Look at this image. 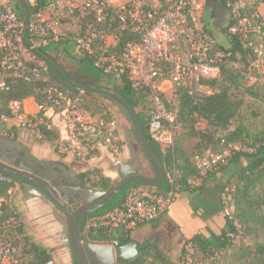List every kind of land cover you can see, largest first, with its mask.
<instances>
[{"label": "built area", "instance_id": "1", "mask_svg": "<svg viewBox=\"0 0 264 264\" xmlns=\"http://www.w3.org/2000/svg\"><path fill=\"white\" fill-rule=\"evenodd\" d=\"M231 15L228 32L238 36L247 50V63L240 70L242 79L253 87L264 82V18L259 7L253 9L243 0H225ZM209 0H154L149 7L142 0H51L49 14L37 12L29 25L31 47L47 48L72 39L81 57L92 61L94 68L106 76L127 81L134 90L145 91L149 103L144 114L151 140L163 154L175 152L180 131L178 116L172 102L178 88L192 95H213L210 83L222 76V65L232 56L220 50L219 41L209 31L204 21ZM262 5V3L260 4ZM230 21V22H231ZM76 25L78 32L72 37L64 27ZM21 21L16 5H0V94L8 90L7 78L26 82L42 80L45 65L35 60L22 46ZM123 33L133 36L123 51L117 44ZM32 57L31 58H28ZM39 96L37 112L27 114L21 102H12L10 116L1 117L14 128L33 132L44 140L42 129L56 132L54 144L61 156L86 162L108 140H119L116 121L96 117L86 107L87 96L80 92L74 96L54 85L36 89ZM175 105V104H174ZM52 112L49 117L48 113ZM54 119H57L58 124ZM107 127L110 129L107 130ZM242 152H252L240 144H230L223 152L208 151L196 154L192 163L197 171L193 179L197 185L212 174L227 167L231 158ZM179 171L174 166L166 175V192L141 185L131 188L124 202L105 215L91 217L87 231L104 230L109 236L118 230L133 232L142 224L150 223L164 215L174 203L180 190ZM0 182L12 183L13 179L0 172ZM235 187L226 184L222 198L226 216L234 213ZM3 199L0 197V216ZM241 234L239 224L234 223ZM231 240L234 234H228ZM112 247L118 242L101 243ZM183 264H217L220 253L208 263L194 262V245H184ZM0 264H29L21 248L11 239L0 235ZM45 264H57L50 259Z\"/></svg>", "mask_w": 264, "mask_h": 264}, {"label": "trees", "instance_id": "2", "mask_svg": "<svg viewBox=\"0 0 264 264\" xmlns=\"http://www.w3.org/2000/svg\"><path fill=\"white\" fill-rule=\"evenodd\" d=\"M50 1L47 2V0H40V4L36 8H33L29 4L32 15L34 16L37 12H40L47 7ZM210 2L214 3L215 8L221 5L227 8L225 0H209V3ZM261 3L264 5V0H255L253 9L258 8ZM16 8L21 21L25 24V17L21 15L22 8L18 2L16 3ZM215 11L216 9H213V14ZM204 21L207 26L210 25V21L208 19H204ZM230 23H232V21ZM208 29L213 34V31L210 30L209 26ZM228 29V26L223 28L227 44H219V49L231 52L232 56L225 64L222 65L221 79L210 83L211 88L214 90L213 95L197 97L190 94L188 90L183 88H178L175 92V110L177 112V122L180 126V130L183 128L187 131L188 136H193L198 139V144L196 145V150L198 152L194 155H203L208 151H211V148L215 144H222L223 146L240 144L243 147L252 150L250 153L242 152L234 155L228 164V166H237L239 164V167L233 172L230 180L228 181V184L235 187L233 193L234 213L232 215V219L227 216L228 229L220 236H213L210 239H204L197 236L193 240L187 242H191L194 245L195 263L200 262L196 259V256L198 255L199 258L203 257L205 259L202 260L201 263L210 262L212 257H215L217 253L229 250L236 240H239L246 233L257 237V234H260L261 232L264 233V129L259 132L252 133L242 124H239L235 128L231 129L238 119L240 109L243 105L242 100L234 94L235 89L239 86V77H242L240 75V71L239 73H236V71L228 66V63L239 57L241 60L245 61L246 64L248 52L242 47L239 37L231 35L228 32ZM131 39H133L131 34L123 33L119 38L117 51H123L125 45ZM27 43L31 46L29 36H27ZM37 50L40 54L48 56L46 48H39ZM80 61L89 65L96 77H103L102 73L94 68L92 61L87 57H81ZM45 68L46 69L42 72V77L47 78V81L45 82L43 79L36 80L34 82H26L12 76L7 78L8 90L0 94V118L3 116H10L9 106L12 102L18 101L22 103V101L31 96L39 102L40 98L36 93V89L44 88L50 84L52 85L54 77H57L52 69L47 66H45ZM65 74L67 78L77 86L98 85V83L76 81L67 73ZM113 89L129 100L135 109H139L138 117L141 125L149 140L152 142L155 150L160 155L165 166L166 175L174 166H176L179 171V192L198 189L191 183V181L197 176V171L184 148H176L175 145L174 155L169 153L163 154L158 145L151 140L148 133L146 115L143 110L141 111V108L149 103L147 92L134 90L125 80L120 81ZM79 93L80 92H73L70 96H74ZM84 93L86 96L90 97L94 94H101L109 98L106 93L97 90H89ZM103 119L109 122L113 118L107 119L103 117ZM198 120H204L207 123V129L201 130L197 128L196 123ZM41 133L44 137V141L52 144L56 143L58 139L56 132L42 129ZM219 133H221V135H219ZM137 138L141 147H143L138 134ZM144 154L154 166L149 155L146 152ZM243 160H245V163L242 164ZM81 178L84 185L89 186L92 190L107 191L116 185V183H113L111 178L105 177L98 169L82 173ZM18 181L19 180L17 179H13V182L10 184L0 182V197L3 199V212L0 216V235L11 239L20 246L21 251L27 258L29 264H45L50 259H53L52 253L37 242L31 241L26 236L20 216L9 205L8 192ZM141 185L142 184L137 182H130L110 203L99 211L93 213L92 217L105 215L113 209L119 207L124 202L128 191L133 187ZM155 189L158 192H166L168 190V186H159ZM10 221L15 222H13V224ZM234 223L240 225L242 230L241 234L236 231ZM130 234V231L120 229L114 235L109 236L104 230H98L89 232V238L91 241L97 243L118 242L119 246H123L132 240ZM228 234H234L235 239L231 240ZM251 254L254 257H259L261 264H264V245H257L254 253H249L248 250L241 252L239 257L241 259L244 257L247 258ZM184 255L185 253L183 251L182 260L179 259V263L173 262L168 259L156 245H151L136 259L130 261H118L117 264H183Z\"/></svg>", "mask_w": 264, "mask_h": 264}, {"label": "crops", "instance_id": "3", "mask_svg": "<svg viewBox=\"0 0 264 264\" xmlns=\"http://www.w3.org/2000/svg\"><path fill=\"white\" fill-rule=\"evenodd\" d=\"M10 1L0 0V5ZM49 1L47 0V2ZM75 1L81 3L85 0ZM28 2L33 8H36L40 4V0H28ZM263 6L260 5L259 10L264 18ZM208 9L212 13V18L218 19V23L223 28L230 24L231 15L227 8L222 5L215 8L214 3L210 2L206 6L204 19L210 17V14L207 15L209 13ZM213 9H216L214 14ZM41 11L49 14L47 7ZM64 31L75 35L78 32V27L76 25H69L64 27ZM48 48L51 49L48 50ZM46 53L67 74L68 71L65 69V65L69 64L72 60H80L81 58L72 39L47 47ZM102 79V84L105 86H110V82L119 83L115 78L111 80V78L105 76ZM22 106L27 114L37 112V102L33 96L22 101ZM48 116L51 117L52 112H49ZM54 121L58 124L57 119H54ZM0 138L17 141L26 147L38 161L75 165L73 158H62L52 143L39 139L33 132L27 129L14 128L10 123H5L1 119ZM0 145L6 146L5 142L1 139ZM109 156L110 151L103 145L97 154L90 155L87 158L86 165L81 172L84 173L98 169L105 177L114 179L115 173L118 171L114 166L115 162H111ZM232 171L233 169L229 165L220 172L212 174L198 185L196 181L192 180V185H196L195 187L198 189L178 192L174 203L164 215L153 222L142 224L137 230L131 232V238L138 242L152 240L154 242L152 245H156L161 249L168 259L179 263L181 257H179V254L188 241L193 240L197 236L204 239L220 236L228 229L226 207L222 198V192L230 180ZM8 193L9 205L20 216L26 236L31 241L36 242V240H39L37 243L46 248V245H55L62 240V227L58 222L55 223L53 212L47 204L33 196L24 199L23 194L20 193L19 184L16 183L10 188Z\"/></svg>", "mask_w": 264, "mask_h": 264}, {"label": "water", "instance_id": "4", "mask_svg": "<svg viewBox=\"0 0 264 264\" xmlns=\"http://www.w3.org/2000/svg\"><path fill=\"white\" fill-rule=\"evenodd\" d=\"M17 2L22 8L21 15L25 17V24L22 30V46L25 51L35 60L41 62L42 64L53 70L57 77H54L52 85L57 86L65 93L71 94L73 92L97 90L108 95L109 100L113 102V104H115L120 113L124 116L126 121L131 126V129L126 130L125 135V140L129 151V159L126 162L116 161L114 163V166L117 168L121 180L109 190L100 191L92 190L90 188H80V191L85 195V204L77 211L72 208L65 195L59 191V188L54 189L47 182H45L41 176H38L37 174L35 175L34 173H29L27 171L16 168L14 166V162L8 161L6 159H0V172L12 179L39 184L43 192H39L35 188L26 190L28 186L25 185L23 188L24 199L33 196L39 198L51 208L56 221L59 222L62 226L61 241L67 244V248L71 255L72 253L75 254L78 264H117L118 261L134 260L139 257L141 253L149 248L154 242L152 240L138 242L132 239L128 244L117 246L114 248L109 245L91 241L89 235L86 232L80 234L78 229V221L79 218L86 217L102 209L104 206L110 203L130 182H137L139 184L153 188L165 186L166 170L161 157L155 150L152 142L149 140L145 130L141 125L138 113L129 100L124 98L115 89L107 86L75 85L67 78L65 72L55 61H53L48 56L40 54L36 48L31 47L27 43L28 28L32 21L33 15L28 0H17ZM134 134H138L143 144L141 152H146L149 155L152 163L156 168V179H150L136 174L141 168V164H136L139 154L136 152L131 140V136H133ZM0 139L5 142V145L9 150L17 154V157L19 159L21 158L20 152L23 151L25 154V158H23V160L27 162L30 160L35 162L36 164L40 163L31 155L30 151L26 147L19 144L17 141L6 138ZM62 170L63 174H66L64 171L65 169ZM72 201L76 202L77 199L73 198ZM61 212H64L69 216L68 221L61 218Z\"/></svg>", "mask_w": 264, "mask_h": 264}, {"label": "rangeland", "instance_id": "5", "mask_svg": "<svg viewBox=\"0 0 264 264\" xmlns=\"http://www.w3.org/2000/svg\"><path fill=\"white\" fill-rule=\"evenodd\" d=\"M142 1L147 6L150 7L154 0H142ZM243 1L247 3L248 6L251 8L255 4V0H243ZM10 2L16 5L17 0H11ZM263 10H264V6H263ZM208 12L209 13H207V15L210 14V17L209 18L207 17V19H209L210 21V25H208L210 30L213 31V34L219 41V44L226 45L227 40L225 34L223 33V26L218 23V19L212 18V13L210 12V10ZM65 32L69 34L70 38L74 36L72 33L68 31ZM217 32L219 33L220 36L218 35ZM49 49L51 48H48V50ZM28 58L32 59V57L29 56ZM244 65H245V61L241 60L239 57H237L236 60H233L228 63V66L231 67L234 71H236V73H239V71L242 69ZM65 69L68 71L70 77H72V79L76 81L98 83V85L105 86L104 84H102L103 83L102 78H104L106 75L102 74L104 77L101 78L96 77V75H94L89 65H87L84 62H81L80 60L70 61L69 64L65 65ZM106 77L111 78V80H113L112 77L110 76H106ZM109 84L110 86L107 87L110 88H114L117 85L115 82L112 83L110 82ZM234 94L242 100L243 105L242 108L240 109L239 117L234 123V125L231 127V129L235 128L239 124H242L247 130H249L252 133L259 132L260 130L264 129V82L255 85L253 87H250L242 78L239 77V86L235 89ZM172 104L176 108V102L173 101ZM87 107L89 108L91 113H93V115L96 117H100V118L105 117L107 119L113 118L114 121H116V130H117L116 132L118 133L119 140L106 141L107 148L110 151L109 160L111 162H116V161L126 162L129 159V151L125 140V135H126V130L131 129L130 124L126 121V119L120 113L119 109L115 106V104H113V102H111L109 98L105 97L104 95L94 94L92 97L87 96ZM142 110L143 112L145 111V106L141 108V111ZM136 111L138 113L139 109H136ZM196 127L201 130L203 129L205 130L207 129V123L204 120H198V122L196 123ZM109 129L110 128L107 127V130ZM219 135H221V133H219ZM131 140L133 142V146L136 152L139 154L136 164L142 165V167L139 169V173L146 178L156 179L157 177L156 170L149 161V159L145 156V154L141 152L142 147L138 141L137 134L131 136ZM197 144H198V139L194 138L193 136H188L186 130L182 128L179 131L176 142V148L177 147L184 148V150L189 155L191 162L193 155L198 152L196 150ZM225 149L226 146H223L222 144L221 145L215 144L211 148L213 152H223ZM61 157L69 158L67 156H61ZM73 163L75 164V167L80 172V174H82L81 170L85 167L86 162L78 163L76 161H73ZM243 163H245V160L242 161V164ZM231 167L233 169L232 172H234L239 167V164L237 166L231 165ZM111 180L113 181L114 184L118 183L121 180L118 172L115 173V178L114 179L111 178ZM86 187L89 188V186ZM60 216L63 220H65L62 214H60ZM10 222L13 223L15 221H10ZM56 222L57 221L55 219V223ZM257 235L258 237L246 233L239 240H236V242L230 247L229 250L220 253V258L217 264H261L260 258L254 257L252 254L247 258L244 257L241 259L239 257V254L241 252H245L248 250L249 253H254V250L256 249L257 245L259 244L264 245V233L261 232L260 234ZM36 242H39V240H36ZM62 243H63L62 241L57 242L55 245H49L47 243L48 245H46L47 246L46 248L50 253H52L53 259L56 260L57 264H72L69 256L66 254L64 250V246ZM183 251L184 248L182 249V252L179 254V257L181 256L180 260H182ZM198 256H196V259L200 261L199 263H201L202 260H205L203 257L199 258Z\"/></svg>", "mask_w": 264, "mask_h": 264}, {"label": "flooded vegetation", "instance_id": "6", "mask_svg": "<svg viewBox=\"0 0 264 264\" xmlns=\"http://www.w3.org/2000/svg\"><path fill=\"white\" fill-rule=\"evenodd\" d=\"M20 156L21 158L19 159L15 152L9 150L4 145H0V159L2 160L6 159L8 161H12L14 162V166L16 168H19L23 171H27L29 173H34L35 175L37 174L38 176H41L43 180L47 182L50 186H52L54 189L59 188V191L65 195L66 199L69 201V204L72 206V208L75 211L79 210L85 204L84 202L85 195L80 191V188L81 189H89V188L84 185L83 180L81 178V174L77 170L75 165L73 164L67 165V164H62L60 162L47 163L43 161H39L40 163L36 164L35 162L30 160L27 162L23 160V158H25V154L23 151L20 152ZM62 169H65L64 171L66 174H63ZM136 174L141 175L139 171ZM16 184H19V190L21 194H23V188L25 185L28 186L26 190H30V188H35L37 191L43 192V190L41 189L38 183L18 181L16 182ZM73 198H76L77 201L73 202L72 201ZM61 214L64 216L65 220L67 221L69 220V216L66 213L61 212ZM91 217L92 214L86 217L79 218L78 229L80 234L86 232L89 235V232L87 231V226ZM62 244L64 246V250L66 254L70 258L71 263L78 264L75 254L72 253L71 255L67 248V244L66 243H62Z\"/></svg>", "mask_w": 264, "mask_h": 264}]
</instances>
